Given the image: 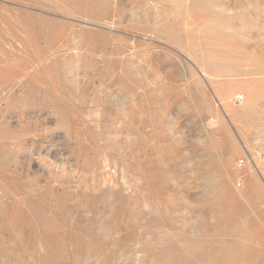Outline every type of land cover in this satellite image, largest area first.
<instances>
[{"label": "rangeland", "instance_id": "1", "mask_svg": "<svg viewBox=\"0 0 264 264\" xmlns=\"http://www.w3.org/2000/svg\"><path fill=\"white\" fill-rule=\"evenodd\" d=\"M0 264H264V0H0Z\"/></svg>", "mask_w": 264, "mask_h": 264}, {"label": "built area", "instance_id": "2", "mask_svg": "<svg viewBox=\"0 0 264 264\" xmlns=\"http://www.w3.org/2000/svg\"><path fill=\"white\" fill-rule=\"evenodd\" d=\"M240 98H241V96H240V95H237V96L235 97V100H236V101H239Z\"/></svg>", "mask_w": 264, "mask_h": 264}]
</instances>
